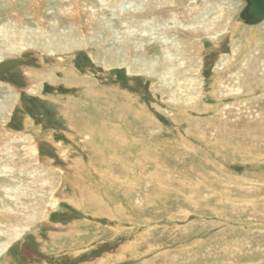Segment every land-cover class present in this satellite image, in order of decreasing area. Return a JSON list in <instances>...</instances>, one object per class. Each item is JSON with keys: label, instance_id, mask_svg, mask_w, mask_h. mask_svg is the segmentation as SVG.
Returning <instances> with one entry per match:
<instances>
[{"label": "rangeland", "instance_id": "1", "mask_svg": "<svg viewBox=\"0 0 264 264\" xmlns=\"http://www.w3.org/2000/svg\"><path fill=\"white\" fill-rule=\"evenodd\" d=\"M157 2L0 0V27L17 12L21 25L37 30L43 19L41 26L55 35V25L59 32L74 24L60 16L61 5L72 16L86 9L102 14L92 34L79 35L86 47L60 52L69 38L53 37L52 51L35 41L0 56V102L9 112L0 118V148L9 139L19 148L33 146L39 170L33 176L27 166L12 168L14 152L3 154L13 171H0V209L17 212L31 202L8 189H39L31 181L46 179L44 172L53 182L37 199L44 212L19 236L0 232V264H264V83L253 81L252 92L225 88L226 74L238 68L249 44L264 41V22L242 24L244 0ZM143 6L150 13L134 15ZM219 17L216 28L202 31ZM141 21L155 32L142 34ZM127 45L155 62L153 74L100 60ZM179 47L196 56L199 81L192 92L179 83L183 74L161 81L173 72L170 54L183 55ZM234 50L241 52L235 57ZM40 90L44 98L30 92Z\"/></svg>", "mask_w": 264, "mask_h": 264}, {"label": "bare ground", "instance_id": "2", "mask_svg": "<svg viewBox=\"0 0 264 264\" xmlns=\"http://www.w3.org/2000/svg\"><path fill=\"white\" fill-rule=\"evenodd\" d=\"M37 1V0H36ZM74 1H77V0H74ZM128 2L129 5H134L135 3V0H126ZM158 0H156L157 2ZM163 1V0H161ZM167 1V0H166ZM41 2V1H40ZM16 3V2H15ZM146 3V2H145ZM158 3V2H157ZM155 3V6L156 4ZM161 3H164V2H161ZM171 3V2H169ZM119 3L116 4V6H118ZM159 4V3H158ZM157 4V5H158ZM36 5V4H35ZM38 5V4H37ZM49 5V4H48ZM149 5H152V4H149ZM147 5V6H149ZM160 5V4H159ZM174 5V4H172ZM59 7V6H58ZM65 7H68V6H65V5H61L59 10H60V16H65L67 18H70V20L72 19V22L74 23L73 24V28L71 29H64V30H59L58 32V29H61L58 27V24L55 25L54 27V31H56V35L53 34V32L49 31L47 32V29H44L43 26V19H40L39 21V29L37 30H34V29H30L28 28V26L26 27L25 25H21L22 23V18L20 17V15L15 12L14 15L10 16L12 17L11 21H8L7 23H5L4 26L0 27V53H2V55L0 54V56H4V54H14V52H17V49H20V50H25L27 49V47L31 44H33L35 41H40L42 42L40 45H48V49L47 51H52L53 50V47H50V42L49 41H52L54 40V38H57V39H61V40H64L66 39V37L68 36V40L66 41H62L60 43H63L61 47H58V51L60 52H68L70 49H78V48H81V47H86L88 44H85L84 41H80V42H77L78 39L82 40V37L79 36V35H85L84 32H88L89 34H92V31L90 30V26L93 25V23H98L102 17V14H99V15H95L93 14L92 12L94 11V9H89V10H84L83 12L79 13L78 12H75L73 11V16L72 15H68L67 12L64 10ZM143 6V8L141 9L143 12H137L135 13L134 15H137L139 18H141L142 16H146L147 14H149L150 12L148 11V9ZM38 8V7H37ZM69 8V7H68ZM159 11H162V6H159ZM52 9V8H51ZM54 9V7H53ZM70 9V8H69ZM155 8L153 7V10ZM55 10V9H54ZM155 10H158L157 7ZM167 11V10H166ZM163 12V11H162ZM182 12V11H181ZM40 14V13H39ZM38 14V15H39ZM57 15V14H56ZM55 15V17H57ZM154 15V14H153ZM176 15H180L178 13H176ZM175 15V16H176ZM38 18V16H37ZM39 20V19H38ZM221 18L219 17V19L217 21H213V24L211 25V29H207L205 26H203L202 28V31H209V30H212L214 28H216V26L218 24H220L221 22ZM17 21H19V24L16 26V27H10L8 26L9 24L13 25L14 23H16ZM54 21V20H53ZM62 21V20H61ZM47 22V21H46ZM59 23V22H58ZM141 24L144 26V30H143V33L142 34H145L148 32V30H153V32H155L154 30L156 29L155 28V25H153V27L149 28L148 29V26H146L145 24L147 23H143V21H141ZM262 24V23H260ZM51 25V24H50ZM259 25V24H258ZM258 25H255V26H258ZM56 26L58 29H56ZM248 25H246L247 27ZM253 26V27H255ZM150 27V26H149ZM78 28H81V29H84L85 31H78ZM148 29V30H147ZM259 29V28H258ZM147 30V31H146ZM221 30V29H220ZM145 31V32H144ZM257 32L260 31V30H256ZM69 32H71V34H69ZM75 32V33H74ZM205 32V33H206ZM75 35H74V34ZM110 33H107V37H110L109 36ZM227 34V33H226ZM97 35H100L101 36V30L97 31ZM124 35H126V37H124L125 39L131 37L130 34L128 33H125ZM262 35V34H261ZM117 36V35H116ZM102 37V36H101ZM106 37V38H107ZM95 39H98L95 38ZM126 39V43L129 42V45H132L133 47V44L131 41H127ZM101 40V39H99ZM256 40V39H255ZM254 40V41H255ZM98 40L95 42L97 43ZM257 42V41H255ZM264 42V41H263ZM263 42H259L257 44V46H251L249 44V47H247V49H251V51H249V53H246L247 55L241 59V63L240 65L238 66V68L236 70H234L233 72H230V73H227L226 74V78H225V81L227 84V86H225L226 89H228V86L230 87H236L239 88V90L241 89H247L250 90L249 92H252L251 88H250V84L256 80V83L257 82H262L264 83V53L262 51V46L264 47V44H262ZM26 43H28V45H26ZM106 43V42H104ZM125 43V44H126ZM250 43V42H249ZM252 43V42H251ZM1 45H3V47H1ZM253 45V44H252ZM180 48V47H179ZM178 48V51L179 50H183V51H180L181 54H183L182 56H179L178 53L176 55H172L170 54L169 56V63L170 65H172V69H170L171 73H169L170 75H168V73L165 75H163L161 77V81L165 83V81L167 79H171V82L173 80V82H176L180 76V74L184 75V79L181 80L179 83H182L183 84H186L188 85V88L190 90V92H192L194 89H193V86L194 85H197L198 81H199V74H198V66L192 62L193 58H195L196 56L194 55H190V56H187V54H193V50L190 51V52H186L184 49H182V47L179 49ZM44 47H42V49L40 50H43ZM234 49V48H233ZM238 50V49H237ZM237 50H234V56H238V54L241 52L239 51V53H237ZM116 51V50H115ZM101 52H106V50L104 49V47H101L100 48V51L99 53ZM169 52V51H168ZM97 53V52H96ZM98 53L97 56H100V54ZM243 53V52H242ZM129 54V55H128ZM112 57L110 56H107L106 59H101L105 64V66H108V67H115V66H120L121 65V62H124L123 64L129 69L128 72H131V73H140V74H143V75H148V74H153L155 72V62L154 61H151L150 59H145V58H142V55L140 54L139 55H136L135 53H133V50L132 48H129V46L127 45L126 48H125V51L122 52L121 49H119L115 54H112ZM134 56V59H132ZM144 56V55H143ZM198 56V55H197ZM183 57V58H182ZM230 57H227L225 59H228ZM232 58V57H231ZM148 60V61H147ZM232 60V59H231ZM119 61V62H118ZM142 61L146 62L145 64H142ZM191 61V64L190 66H188V63ZM224 61V60H223ZM222 63V62H221ZM231 63V62H230ZM238 63V61H237ZM120 64V65H119ZM225 64H227L226 62H224V65L223 67L225 66ZM65 66V65H64ZM222 67V66H221ZM71 68V67H69ZM126 68V69H127ZM220 68V67H219ZM222 69V68H221ZM224 69V68H223ZM231 69V68H230ZM64 70V69H63ZM179 70H182V71H179ZM69 71V69H68ZM72 72V71H71ZM73 73V72H72ZM156 74V73H155ZM154 76V75H152ZM77 79V78H76ZM88 79H91L88 77ZM93 79V78H92ZM91 79V80H92ZM149 79V78H148ZM81 80V79H80ZM97 80V79H96ZM156 81V80H155ZM179 81V80H178ZM224 79L222 80V83H223ZM57 82V81H56ZM158 82V80H157ZM80 83V82H79ZM167 83V82H166ZM155 84V83H154ZM168 84V83H167ZM224 84V85H225ZM160 85V83L158 84ZM169 85V84H168ZM177 85V84H176ZM89 86V85H88ZM178 86V85H177ZM223 86V85H221ZM264 86V85H263ZM168 87V86H167ZM232 87V88H233ZM102 89V88H101ZM107 89V88H106ZM106 89H105V92H106ZM114 89V88H113ZM153 91L157 92V89H155L154 87L152 88ZM222 89V88H221ZM0 90H1V87H0ZM110 90V88L108 89ZM43 91V90H42ZM41 90L39 92H32L30 91L32 94H35L41 98H44L43 97V92ZM100 91V90H99ZM111 91V90H110ZM168 91V90H167ZM171 91V90H170ZM94 92V91H93ZM172 92V91H171ZM180 92V91H179ZM230 92V91H229ZM228 92V93H229ZM91 93V92H89ZM110 93V92H108ZM114 93V92H112ZM164 93V92H163ZM232 93V95L234 94L233 91L230 92ZM229 93V94H230ZM240 93V92H239ZM111 94V93H110ZM155 94V93H154ZM166 94V93H165ZM176 94V93H175ZM227 94V93H226ZM113 95V94H112ZM231 95V94H230ZM234 95H238V93H235ZM171 96V95H170ZM216 96V95H215ZM9 97V96H7ZM173 97V96H172ZM176 98V97H175ZM168 99V98H167ZM185 99V98H184ZM7 100V98H6ZM250 101V100H249ZM12 102V101H11ZM184 102V101H183ZM259 102V101H258ZM21 104V103H20ZM145 105V104H144ZM11 106V105H10ZM9 106V107H10ZM239 108V107H238ZM259 109V108H258ZM123 110V109H122ZM192 110V109H191ZM244 110V109H243ZM257 110V109H256ZM184 111V110H183ZM8 112V105L7 103L5 102H0V118H5L4 117V114L6 115ZM258 112V111H257ZM9 113V112H8ZM260 113V112H258ZM257 113V114H258ZM8 115V114H7ZM237 119V117H236ZM242 119V117H241ZM223 120V119H222ZM247 120V119H246ZM2 121H4L2 119ZM239 121V120H238ZM5 122V121H4ZM187 122V121H186ZM235 122V121H234ZM242 122V121H241ZM29 126H34V123L32 122V120H29L28 119V123H27ZM233 124V123H232ZM224 127V125H223ZM228 127V125H227ZM218 128V126H217ZM234 128V127H233ZM239 128V127H238ZM243 128V127H242ZM241 129V128H240ZM245 129V128H244ZM91 130V129H90ZM221 130V129H220ZM110 132V131H109ZM212 134V133H211ZM244 136V135H243ZM212 137V136H211ZM14 138V136H13ZM219 138V137H218ZM53 139V138H52ZM149 139V138H148ZM8 141H11L9 145H6V148H0V157L3 155V154H9L11 151V153L14 152V155L11 157L12 160L15 159V162H11L9 165H11L12 168H15L17 169V167H24V166H27L30 168V170H27L28 174H31L34 176V171L37 169V172L39 171L37 166H34V164L36 163L35 160H36V153H35V149L33 146H30V147H21L19 148L16 144L15 141H13V139H9ZM237 141V140H236ZM3 142V145H4V141L2 140ZM12 142H14L15 144H13ZM29 142V141H27ZM242 142V141H241ZM53 143V141H52ZM238 143V141H237ZM2 144V143H1ZM55 144V143H54ZM64 144V143H63ZM245 144V143H244ZM252 143L250 142V145ZM221 145V144H220ZM256 145V144H255ZM236 146V145H235ZM64 147V146H63ZM252 147V146H249V148ZM62 148V147H61ZM60 148V149H61ZM68 149V148H67ZM247 149V148H246ZM21 151H23L24 153L20 154ZM67 151V150H66ZM238 151V150H237ZM252 151V150H251ZM241 152V151H240ZM246 152V151H245ZM250 152V151H249ZM11 155V154H10ZM26 156L27 158H29V163L31 164H27V165H22L20 162H21V157L23 156ZM67 155V154H66ZM39 156V155H38ZM67 157V156H65ZM148 157V156H147ZM104 158V157H103ZM122 159V158H121ZM20 160V161H19ZM146 160V159H145ZM28 161V160H27ZM26 161V162H27ZM81 163V162H80ZM141 163V162H140ZM20 165V166H19ZM144 165V164H143ZM78 166V165H77ZM10 168L9 166L6 167V165L4 164V161L2 160V158H0V171H2V173H12L13 169ZM35 168V170H33ZM94 168V167H93ZM125 168V167H124ZM22 168L18 169L19 171L21 170ZM27 169V168H26ZM45 169V168H44ZM23 171V170H21ZM60 172V171H59ZM136 172V171H135ZM1 173V172H0ZM16 173V172H15ZM45 173V176L47 177L46 179H39L38 178H33V181H31L32 184H38V187L39 189H32L30 187H23V185L21 184H18V186H15L16 188H10V190L8 189V191L11 193V197L13 198H16V199H30V203L29 204H25V203H21L18 207H17V212H15L13 209H9L7 210L6 208H2L0 209V232L2 234H4L5 236H7L8 239H12V238H16L17 236H19L23 230L25 228L28 227L30 223V220H34V219H37L38 216H40V213L44 212V209H39L38 207V197H40V192L41 191H44V187H47L49 186L50 188L52 187V183L50 181L51 177H50V174L49 172H44ZM106 173V172H105ZM23 174V173H22ZM4 175V174H3ZM40 175V174H39ZM91 176V175H90ZM161 180V179H160ZM247 180V179H246ZM251 181V180H250ZM248 182V181H247ZM28 186V185H27ZM88 194V193H87ZM50 195V194H49ZM47 196V195H46ZM48 200H51L48 199ZM96 200V199H95ZM98 200V199H97ZM35 201H37V203H35ZM56 200L54 199V202ZM94 201V200H93ZM102 201V200H101ZM53 202V201H52ZM44 203V202H43ZM55 203H58V202H55ZM100 203V202H99ZM98 203V204H99ZM56 205V204H55ZM132 207V206H131ZM122 208V207H121ZM252 212V211H251ZM257 213V212H256ZM105 216V215H104ZM29 229V228H28ZM1 248V247H0ZM4 248V247H3ZM7 249V248H6Z\"/></svg>", "mask_w": 264, "mask_h": 264}, {"label": "water", "instance_id": "3", "mask_svg": "<svg viewBox=\"0 0 264 264\" xmlns=\"http://www.w3.org/2000/svg\"><path fill=\"white\" fill-rule=\"evenodd\" d=\"M246 7L240 14L242 24L255 26L264 22V0H244Z\"/></svg>", "mask_w": 264, "mask_h": 264}]
</instances>
